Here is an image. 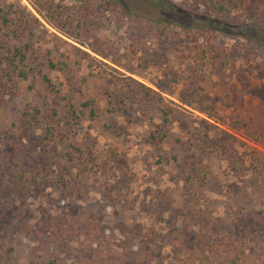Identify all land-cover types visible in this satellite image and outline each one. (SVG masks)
I'll list each match as a JSON object with an SVG mask.
<instances>
[{"label":"rangeland","instance_id":"1","mask_svg":"<svg viewBox=\"0 0 264 264\" xmlns=\"http://www.w3.org/2000/svg\"><path fill=\"white\" fill-rule=\"evenodd\" d=\"M236 1L0 0V264H197L200 235L264 264V0Z\"/></svg>","mask_w":264,"mask_h":264},{"label":"trees","instance_id":"2","mask_svg":"<svg viewBox=\"0 0 264 264\" xmlns=\"http://www.w3.org/2000/svg\"><path fill=\"white\" fill-rule=\"evenodd\" d=\"M82 2L85 10L90 13L92 16H99L102 12L105 13H119L118 10H122V14L124 15H129L130 12L129 10L123 6L121 0H78ZM244 1H236L234 4H229L227 3L226 5H223L224 10H235L239 8L241 5H243ZM122 16V15H121ZM2 22L3 24L7 23L8 20L2 15ZM24 58V55H23ZM19 75L23 78L27 77V73L19 68ZM44 80L49 83L50 85L52 84L51 79L47 76L44 75ZM206 242V236L205 235H200L197 241V252L199 254V262L197 264H224L218 261L217 257L219 253H221L220 246H223V243L216 242L212 243L209 248L205 245ZM231 247L233 249H237V243L233 242ZM208 252V253H206ZM212 256H215L212 259ZM231 264H237L236 262H231ZM238 264H243V263H238ZM247 264V263H246Z\"/></svg>","mask_w":264,"mask_h":264}]
</instances>
